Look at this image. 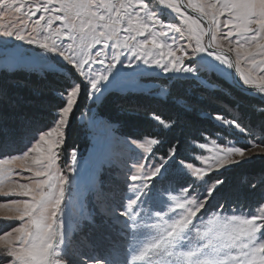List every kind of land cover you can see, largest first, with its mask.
<instances>
[{"label": "snow or ice", "instance_id": "snow-or-ice-1", "mask_svg": "<svg viewBox=\"0 0 264 264\" xmlns=\"http://www.w3.org/2000/svg\"><path fill=\"white\" fill-rule=\"evenodd\" d=\"M5 17V73L40 80L0 81V264H264V168L229 180L264 160V0H0ZM160 75L208 89L209 129L176 136L179 113L149 111L117 134L93 111ZM77 113L103 129L107 180L68 146Z\"/></svg>", "mask_w": 264, "mask_h": 264}, {"label": "trees", "instance_id": "trees-1", "mask_svg": "<svg viewBox=\"0 0 264 264\" xmlns=\"http://www.w3.org/2000/svg\"><path fill=\"white\" fill-rule=\"evenodd\" d=\"M180 79L184 80V78ZM15 80L27 81L32 84L38 83L40 76L30 71V69L25 66L13 70L9 69L7 73H5L3 67L0 68V81L13 82ZM221 80H223V77L218 73H214L208 78V83H218ZM207 91L208 89L202 86L198 87L194 81H186L183 84L171 82L167 95H156V92H158L156 90H122L113 88L110 93L105 94L103 102H97V105L94 106L93 109L97 115L114 124L118 134L125 133L130 129L135 131L132 125L142 121L145 118V114L149 111H155L163 117H175L179 113L181 116L180 126L174 131V135L196 138L200 131L209 129L212 123L204 114H214L222 110L217 104L208 101L206 96ZM181 98L188 101L187 112H182L180 110L178 101H180ZM132 105H139L140 110L130 115L127 109ZM78 116L79 113H77V117ZM77 117L74 120L73 135L71 138L72 143H69V146H72V148L77 146L86 148L89 146L91 135L89 134L90 132L88 133L86 131V125H81L78 122ZM252 122L256 124L259 121L253 117ZM256 165L260 167V169L264 168V163L259 162ZM252 173L253 172H251L250 175H252ZM241 176L242 172L236 171L231 174L229 180L243 187L247 182L240 183ZM241 199L251 203L255 198L241 197Z\"/></svg>", "mask_w": 264, "mask_h": 264}, {"label": "rangeland", "instance_id": "rangeland-1", "mask_svg": "<svg viewBox=\"0 0 264 264\" xmlns=\"http://www.w3.org/2000/svg\"><path fill=\"white\" fill-rule=\"evenodd\" d=\"M9 17H5L3 19H0V24H8L9 23ZM25 49V61L28 62L31 60V49L28 46H24ZM5 61L2 56H0V68L3 67ZM23 67V66H22ZM26 67V66H25ZM28 68V67H27ZM13 70V69H11ZM213 73L204 72L203 73V79L208 83V78H210ZM206 75V76H205ZM205 76V77H204ZM170 81L163 75L160 76H136L129 79H125L122 81L119 85H117L114 88L126 90V89H134V90H156L159 93L162 89H169ZM89 105H91V101L88 102ZM85 112H87V109H83ZM94 111V109H93ZM95 112V111H94ZM99 116V115H98ZM100 118L104 119L103 117L99 116ZM78 122L82 125H86V131L91 135L89 141V146L84 148L83 146H77L73 148H77L80 155L81 160V167L82 169L87 172L88 170H95V174L98 180H107L109 176V166L106 162V160L103 157V145L105 142V135L103 132L102 127H96L93 128L89 124V118L88 116H85L83 119L80 118V114L77 117ZM106 120V119H104ZM107 121V120H106ZM74 124V122H73ZM114 125V124H113ZM115 126V125H114ZM118 134V133H117ZM73 135V125L68 133V146L71 142V138ZM237 139H243L242 137H237ZM69 148H72V146H69ZM264 160L256 159L254 163L251 165H248L244 169H240L238 171L242 172V176L240 178V183L247 182L248 179H251L254 175L259 173L260 167H257V163H264ZM248 171V172H247ZM252 173V175H250ZM231 176V174H230ZM229 176V177H230ZM237 176V175H236ZM235 176V179H236ZM88 199H91V196H88ZM254 202V201H253ZM253 202H246L243 199H241V205L244 207H247L248 205L252 204ZM2 214V213H0Z\"/></svg>", "mask_w": 264, "mask_h": 264}]
</instances>
